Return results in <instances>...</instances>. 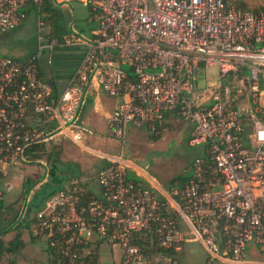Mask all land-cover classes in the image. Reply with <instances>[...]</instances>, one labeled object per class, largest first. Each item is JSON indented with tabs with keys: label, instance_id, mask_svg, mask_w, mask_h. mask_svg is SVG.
Instances as JSON below:
<instances>
[{
	"label": "built area",
	"instance_id": "obj_1",
	"mask_svg": "<svg viewBox=\"0 0 264 264\" xmlns=\"http://www.w3.org/2000/svg\"><path fill=\"white\" fill-rule=\"evenodd\" d=\"M81 2L95 23L89 37L69 23L48 30L42 0H0V32L36 13V48L20 61L0 56V216L13 177L43 160L35 148L68 133L80 145L92 132L80 119L88 90L119 99L113 136L129 127L158 134L167 113L190 123L188 146L200 147L180 187L161 197L127 178L121 155L94 183H63L35 212L30 236L43 242L44 264H179L183 245L198 242L213 261L247 260L264 249V5L230 0H51ZM51 20H47V19ZM84 47L74 76L59 94L41 78L39 60L56 48ZM25 212L23 211L22 215Z\"/></svg>",
	"mask_w": 264,
	"mask_h": 264
},
{
	"label": "crops",
	"instance_id": "obj_2",
	"mask_svg": "<svg viewBox=\"0 0 264 264\" xmlns=\"http://www.w3.org/2000/svg\"><path fill=\"white\" fill-rule=\"evenodd\" d=\"M48 1L50 3L51 7L54 8L52 5L53 2L51 0H48ZM75 3H78V2H75ZM79 3H81V2H79ZM86 9H87V6H86ZM56 10L61 12V8H58ZM25 11H26L27 17H26L24 23L17 29L18 31H20L22 33L26 32L28 29L31 30V29L36 28L35 9L33 7H27ZM87 11H88V15H89V10L87 9ZM89 19H90V16H89ZM94 27H95V23H94L92 28L81 27L79 30H76L73 26L74 30L76 32L80 33L81 35H83L84 37H89L90 32ZM48 30H50L51 33L54 35L67 34L69 32L67 26L66 27L65 26H58V30L55 29V32H54V28L52 26V23H51V25H49ZM1 33H3V32H1ZM5 35L6 34L0 35V56H3L6 53L9 54V50H8L9 48H7V47L10 45V43L12 41L15 40V37L11 38V37H7ZM35 48H36V42L32 44L30 51L28 53L25 52V54L23 55V58H21L20 61H25L26 59H28V57L33 52H35ZM4 56H8V55H4ZM83 56H84V47L81 45H75V46H71V47H67V48H62V47L56 48L53 51L52 56H51V60H52L51 65H48L46 63L45 57H42L39 60L38 64H39L40 76L42 79H44L45 81H47L49 83V85L51 86V88L55 94H59L65 88V86L67 85L69 80L74 76L77 67L79 66V64L81 63V61L83 59ZM9 57H12V56H9ZM12 58H14V57H12ZM85 100H86L85 105L81 109V112H80V119L83 122L84 126L87 127L92 132L91 135L82 136L81 144L76 145L70 140L68 133L67 132L65 133V131H64V133L62 135H58V136L54 137V139L49 143V145H47L45 151H43L42 147H40V148H35L34 154L31 155V152L28 153V158H31L32 156L35 157V155L41 156V158L38 160L39 161L43 160V163L45 164V166H42L40 163H37V164H39L41 167L47 168V170L45 169L44 178L42 180H40V182L34 183L32 188L29 189L26 196L24 197V204L26 205L24 207V212L27 208V205L32 203V200L34 197L33 188L35 185H38L41 187L48 186V184L51 182V180L53 178H55V180L58 183L56 190L63 183H68L73 179H78V180L82 181L84 184H86L87 186H89L90 184L94 183L98 173L110 165L111 158H113L117 155H121L122 158L124 159V161L128 164L129 168L127 170V178L129 180L142 181L149 186H151L150 184H152L155 187L154 193L158 197H161L162 193L166 192L172 186L180 187L182 185V183L187 179V177L189 176V169H187L186 174H184L185 179L180 180V181L177 180L175 182H171V180L176 178V177H174V178L170 179L166 184H162V183L158 182L156 179L150 177L145 172L147 170V164H144L143 166L142 165L136 166L133 163H131L130 161H128L126 159V157H124V154H123L124 151L122 150V147L124 145H127L129 142L131 145V143H133V141L135 142L139 138L140 134H142V133L143 134H146V133L150 134V136H148V137L151 138L152 140L156 141L160 138L162 131L163 130L165 131L166 127L169 124H173L174 122L179 123V121L181 122L183 127H184V124H187V128L184 127V129H185V131H186V129H187V131H189V133H188V139H189L190 134H191V128H192V126L188 127V124H190V123L183 122L174 113L170 112V113H167L165 115L163 121L158 125V134H153L152 132H150L149 130H147L143 127H141V128L129 127L126 131L125 139L122 142L113 136V134L111 132L110 121H109L112 112L115 110L117 104L119 103V99L108 97L99 89H90V90H88V92L86 94ZM99 139L102 140L103 144H105V142L108 141L112 144L115 143V145L118 144V145L122 146L120 153H117V152L112 153L110 151L109 152L100 151L97 148L98 144L101 141ZM131 139L133 140L132 142H131ZM188 139H187V142H188ZM68 144L75 147L76 149L77 148L79 149V147H81L82 149L88 151L90 153V155H89L90 158H88V162L90 160L91 163L89 162L90 164L83 169L78 164H74V163H70V162H68V163L63 162V160H61V155H63V153L65 154V151H64L65 146ZM43 156H44V158H42ZM48 157H49V159H48ZM53 157H55V158H53ZM134 157L130 156L129 159L134 158ZM47 162H49V165ZM31 165L32 164L22 166L20 171L18 173H16L13 177L14 184H16V186H19V183H20V185H21L20 187L22 189V192H21L22 195L25 194L24 193L25 192V184L30 180H35V177L33 175H31V172L28 171L29 179H27V182L24 181L23 183H21V181L24 178H20L21 177L20 173L24 169L29 170L28 168H30ZM49 166H51L50 169H49ZM52 170L55 172V176L52 179H49V182H48L47 173L50 176ZM19 198H20V196L18 197V199ZM21 211H22V209H21ZM21 211L19 212L20 214L18 217V220L20 219V221L24 216V214L21 215ZM4 219L6 221L7 218L5 217ZM32 222H33V218H32ZM17 223H19V222L17 221ZM13 226H15V224L11 225V227H13ZM24 229H26V228H22L21 231L23 232ZM27 230L30 234V227L27 228ZM34 242H37V241L34 240ZM192 243H197L200 245V247H202L201 244L198 242L188 241L187 243H185L183 245V249H182L181 254L179 255L178 261L180 260V257L183 253L184 248L188 244H192ZM24 248L27 251H29L30 253H32V255H34V254L35 255L39 254L41 256L44 255V258L42 257V260L39 261L40 262L39 264L46 263L47 256H46L45 247H40V248L22 247L21 250ZM208 259L211 262L209 264H213L212 262H215V261L211 260L209 257H208ZM247 260H249V261L264 260V249L259 248V247H255L254 245H250L247 249ZM216 262H219V261H216ZM219 263L229 264V263H225V262H219ZM37 264H38V262H37Z\"/></svg>",
	"mask_w": 264,
	"mask_h": 264
},
{
	"label": "rangeland",
	"instance_id": "obj_3",
	"mask_svg": "<svg viewBox=\"0 0 264 264\" xmlns=\"http://www.w3.org/2000/svg\"><path fill=\"white\" fill-rule=\"evenodd\" d=\"M247 6L249 10H255L256 8H260L264 5V0H246ZM64 8V9H63ZM63 9V10H62ZM61 14L62 18L60 20L61 26H67L69 23H72L74 28L76 30H79L81 27L86 28H92L94 23L90 21L88 11L86 9V6L83 3H75V2H69L67 3V7H61ZM17 30V29H16ZM32 30V31H31ZM29 30V34L32 36V42L30 43L28 38H21L19 40L21 45V53L18 55V60H21L23 58V55L25 52H29L30 48L33 43L36 42V28ZM15 31V30H14ZM4 33V32H3ZM0 35H4L1 34ZM7 36V35H5ZM9 37V36H7ZM191 126L188 124V127ZM184 127L187 128V124H184ZM184 127L182 126L181 122L179 123L174 122L173 124H169L166 127V130L162 131V134L160 138L156 141L152 140L148 136L150 134H140L139 138L134 142L131 139L130 142L127 145H124L123 147L115 143H110L108 141L103 144L102 140L98 144V149L103 152H112V153H120L121 147L124 151V157L131 163H133L136 166L147 164V170L145 171L150 177L156 179L158 182L162 184H166L170 179L178 176H184L186 174L187 169L191 166V163L195 156H198L200 154V147L191 148L187 144L188 139V133L189 131H185ZM141 132V131H140ZM42 150L44 151L43 147ZM65 154L61 155V160L65 163H74L78 164L81 168H85L88 166L91 161L88 158H90V153L81 147L79 149L71 146L70 144L65 146ZM81 151V152H80ZM130 156H135L134 158H130ZM44 158V156L42 157ZM55 158V157H53ZM40 159V158H39ZM49 165V162H47ZM79 167V168H80ZM51 166H49V169ZM29 170H23L20 173V178H24L21 183L24 181L27 182L28 177V171L31 172V175L35 177V180H30L29 186L25 189V194L22 195V189L21 185L19 183V186H16L14 184V189L11 193H9L6 196V205H9L11 208L6 210L5 213L3 212L6 217L13 216V214L17 211H21L24 207V197L26 196L27 192L30 188H32L34 183L40 182L44 178L45 174V167H41L39 164L35 163L32 164ZM52 175H48L47 173V179L49 182V179H52ZM41 186L35 185L33 188V193L35 195V199L41 198L44 194L40 188ZM48 192V191H47ZM47 192L45 194H47ZM20 198L18 199V197ZM47 199V198H46ZM37 201V200H36ZM20 214V213H19ZM1 216L0 220L4 217ZM35 216L34 209L30 210L28 214L25 216V221L22 222L23 226L26 223V220L28 218H33ZM7 218L8 220H10ZM2 223V222H1ZM0 223V226L2 225ZM4 223V222H3ZM22 228H26L23 226ZM21 229V228H20ZM15 230L10 231L6 235L3 236L2 240L4 243L10 242L14 236L16 235ZM21 240L23 243L22 247H35L40 248L44 247L43 242H34V239L30 236L27 229H24V231H21ZM36 241V240H35ZM42 257L44 258V255H32L29 251H27L25 248L22 249L19 253L16 255H5L1 264H7V262L11 259L15 260L16 264H38L39 261L42 260ZM209 256L205 253L202 247H200L197 243L188 244L180 257L179 264H209L211 263L208 259ZM37 261V262H36ZM213 264H224L219 262H212Z\"/></svg>",
	"mask_w": 264,
	"mask_h": 264
},
{
	"label": "trees",
	"instance_id": "obj_4",
	"mask_svg": "<svg viewBox=\"0 0 264 264\" xmlns=\"http://www.w3.org/2000/svg\"><path fill=\"white\" fill-rule=\"evenodd\" d=\"M230 2L232 4H235V6L237 8H240L242 10H248L247 9V6L245 5V3L241 2V0H230ZM42 8L44 11H49V12H52L53 13V17L51 18L52 19V26L54 28V32H55V29L58 30V26H61L60 25V20L62 18V14L60 11L56 10L55 8H52L49 1L48 0H42ZM256 10V9H255ZM51 19H47L48 21L51 20ZM51 25V22L50 24ZM50 157V156H49ZM48 157V159H49ZM35 158L36 159H39L41 158V156L39 155H35ZM51 175L52 177L55 176V172L52 170L51 171ZM185 179L184 176H178L176 178H174L173 180H171V182H175V181H180V180H183ZM31 182L28 181L26 184H25V189L27 186H29ZM57 181L55 180V178H53L51 180V182L48 184V186H43L41 187V190L43 192V196L39 199H35V195L33 197V200H32V203H30L29 205H27V208L25 210V213H24V216L23 218L21 219V221L19 223H17L18 221V217H19V212L20 211H17L13 214V216L11 217V219L8 217H6V213L5 211L10 209L11 207L9 205H4V217L0 220V223L2 224L0 226V264L4 258L5 255H16L22 248L23 246V243H22V240H21V230H22V227L25 226L26 229L30 227L31 223H32V219L31 218H28L26 220V223L27 224H24L23 226L20 227V225H22V222L25 221V216L28 214V212L32 209H34V211L36 212L44 203L45 199L48 198L50 195H52L56 188H57ZM48 191V192H47ZM47 192V194H45ZM25 193V192H24ZM37 200V201H36ZM1 215V216H3ZM0 216V218H1ZM9 218L10 220L5 219L4 218ZM4 222V223H3ZM13 227H11V225H14ZM21 228V229H20ZM12 230H15L16 231V235L14 236V238L8 242V243H4V241L2 240L3 236L6 235L7 233H9L10 231ZM7 264H16L15 263V260L14 259H11L7 262Z\"/></svg>",
	"mask_w": 264,
	"mask_h": 264
},
{
	"label": "flooded vegetation",
	"instance_id": "obj_5",
	"mask_svg": "<svg viewBox=\"0 0 264 264\" xmlns=\"http://www.w3.org/2000/svg\"><path fill=\"white\" fill-rule=\"evenodd\" d=\"M28 32H30L29 29L26 32H24V33L20 32L18 30L4 32V33H1L0 32V33L1 34H6L7 36H9L11 38H14L15 37V40L12 41L7 48H9L8 50H9L10 53H12V54L13 53H17L18 54V53L21 52V45H22V43L19 42V40H21V38H24V39L25 38H28L29 41H30V43L32 42V39L33 38L31 36V34H29ZM30 33H32V32H30Z\"/></svg>",
	"mask_w": 264,
	"mask_h": 264
},
{
	"label": "water",
	"instance_id": "obj_6",
	"mask_svg": "<svg viewBox=\"0 0 264 264\" xmlns=\"http://www.w3.org/2000/svg\"><path fill=\"white\" fill-rule=\"evenodd\" d=\"M4 55L12 56V57H14V59H18L17 56L19 55V53H18V54H17V53H13V54H12V53L9 52V54L6 53V54H4ZM25 206H26V205L24 204V207H25ZM24 207H23V209H22V211H21V215H22V213H23V211H24ZM18 222H20V219L18 220Z\"/></svg>",
	"mask_w": 264,
	"mask_h": 264
}]
</instances>
